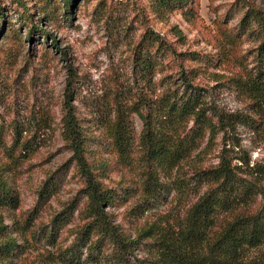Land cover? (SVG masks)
Listing matches in <instances>:
<instances>
[{
    "label": "rangeland",
    "instance_id": "374dc122",
    "mask_svg": "<svg viewBox=\"0 0 264 264\" xmlns=\"http://www.w3.org/2000/svg\"><path fill=\"white\" fill-rule=\"evenodd\" d=\"M0 14V188L18 198L0 205V244L14 243L0 264H116L112 241L93 247L96 232L68 252L90 218L63 128L67 79L108 216L134 241L131 263L191 264L183 234L209 186L200 171L223 154L264 163V0H0ZM191 86L206 123L169 110ZM147 118L166 147L157 160L144 153Z\"/></svg>",
    "mask_w": 264,
    "mask_h": 264
},
{
    "label": "trees",
    "instance_id": "16d2710c",
    "mask_svg": "<svg viewBox=\"0 0 264 264\" xmlns=\"http://www.w3.org/2000/svg\"><path fill=\"white\" fill-rule=\"evenodd\" d=\"M169 1L171 0H162L165 4ZM147 64L145 60L140 66L146 68ZM183 79L190 85L185 75ZM70 83L71 79H67L63 100V128L72 156L85 181L83 191L88 199L86 212L90 220L78 231L68 252L73 253L91 245V234L96 232L99 237L94 241L93 247H98L107 238L113 243L116 264H132L130 255L134 241L126 238L118 225L109 218L106 206L110 203L111 194L100 186L84 157ZM197 91V88L191 86L187 97L179 100L177 105L175 102L169 104V110L175 111L177 116L191 115L196 124L206 123V109L200 105ZM226 122L228 125L234 123V115H228ZM207 125L211 126V122ZM154 132L151 120L147 118L142 130V143L148 160L160 159L163 153H167L164 142L156 138ZM116 144L121 148L123 146L119 137ZM237 160L241 162L240 165L232 163V159L223 154L214 167L200 171L201 179L208 182L209 186L190 208L183 234V239L190 241L195 247L196 253L191 264H264V163L249 165L247 159ZM242 166H246V169ZM47 187L52 189V185L46 182L39 191L40 199L48 195ZM258 198L260 202H257ZM17 204V196L0 188V205L16 207ZM58 215L60 213L53 219L55 228H58L62 220L58 221ZM53 234L51 231L50 235ZM13 246L12 241H6L0 244V249L10 253ZM202 249L206 251L201 253ZM96 253L88 251L90 260L97 258ZM76 260L78 259L74 257L67 259L69 264Z\"/></svg>",
    "mask_w": 264,
    "mask_h": 264
}]
</instances>
